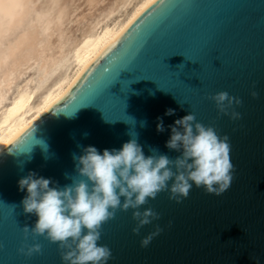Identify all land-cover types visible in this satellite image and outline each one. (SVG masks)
I'll return each mask as SVG.
<instances>
[{
  "label": "water",
  "instance_id": "95a60500",
  "mask_svg": "<svg viewBox=\"0 0 264 264\" xmlns=\"http://www.w3.org/2000/svg\"><path fill=\"white\" fill-rule=\"evenodd\" d=\"M221 91L243 101L235 109L241 119L220 114L209 99ZM169 108L175 115H164ZM189 113L229 136L235 180L221 196L193 185L180 203L163 191L149 198L140 210L152 208L161 219L139 235L132 231L133 210L117 212L98 242L112 251L108 264H264V0H156L61 101L4 148L0 264H63L58 243L43 236L24 240L23 226L37 217L19 206L27 194L19 191L21 177L35 171L64 186L71 183L64 174L75 175L78 145L102 154L136 136L146 156L153 147L175 158L179 153L166 147L168 125ZM157 117H163V133ZM156 224L163 231L141 247ZM22 243H39L43 253L20 255Z\"/></svg>",
  "mask_w": 264,
  "mask_h": 264
},
{
  "label": "clouds",
  "instance_id": "9594fccd",
  "mask_svg": "<svg viewBox=\"0 0 264 264\" xmlns=\"http://www.w3.org/2000/svg\"><path fill=\"white\" fill-rule=\"evenodd\" d=\"M251 95L258 98L259 94L253 91ZM209 99L215 102L220 114L234 121L242 118L235 110L243 103L239 97L221 91ZM164 115H175V109H167ZM53 116L59 118L55 113ZM157 121V132L163 133V117H157ZM168 128L171 135L166 147L179 153L175 158L153 147H149L151 154L146 156L136 136L120 149L105 148L102 154L94 146L78 145L82 154H72L75 175L66 172L64 175L71 183L64 186L35 171L21 177L19 191L27 190V194L19 206L25 216L37 217L34 225L23 226L24 240L30 235L33 239L43 236L58 243L63 264H108L113 259L112 251L98 242L103 225L115 218L117 212L133 210L136 226L132 231L139 235L141 228L161 219L152 208L140 210L160 192H169V198L180 203L189 197L193 185L216 196L229 190L236 178L229 136H221L214 126L197 122L191 113L176 119ZM44 143L47 147L41 149L45 153L49 146ZM8 154H12L11 149ZM162 231L156 224L155 231L141 240V247H147ZM18 252L30 258L42 254L43 248L39 243H22ZM256 264H260L259 259Z\"/></svg>",
  "mask_w": 264,
  "mask_h": 264
},
{
  "label": "bare ground",
  "instance_id": "6f19581e",
  "mask_svg": "<svg viewBox=\"0 0 264 264\" xmlns=\"http://www.w3.org/2000/svg\"><path fill=\"white\" fill-rule=\"evenodd\" d=\"M155 1L0 0V149L61 101Z\"/></svg>",
  "mask_w": 264,
  "mask_h": 264
},
{
  "label": "rangeland",
  "instance_id": "374dc122",
  "mask_svg": "<svg viewBox=\"0 0 264 264\" xmlns=\"http://www.w3.org/2000/svg\"><path fill=\"white\" fill-rule=\"evenodd\" d=\"M36 68V67H35ZM35 71V69L33 70V72ZM30 74H32V72H29L27 76H29ZM25 77H23L22 79H19L18 81H16L15 85L18 84L19 82H21ZM15 87V86H14Z\"/></svg>",
  "mask_w": 264,
  "mask_h": 264
}]
</instances>
